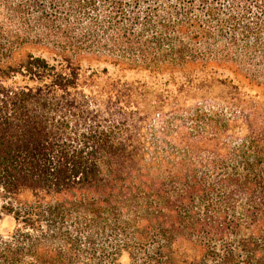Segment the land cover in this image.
<instances>
[{
  "label": "trees",
  "instance_id": "16d2710c",
  "mask_svg": "<svg viewBox=\"0 0 264 264\" xmlns=\"http://www.w3.org/2000/svg\"><path fill=\"white\" fill-rule=\"evenodd\" d=\"M3 215L0 264H264V0H0Z\"/></svg>",
  "mask_w": 264,
  "mask_h": 264
},
{
  "label": "rangeland",
  "instance_id": "374dc122",
  "mask_svg": "<svg viewBox=\"0 0 264 264\" xmlns=\"http://www.w3.org/2000/svg\"><path fill=\"white\" fill-rule=\"evenodd\" d=\"M96 65H99V68L103 66H108L110 69V72L112 73H122L118 68L112 66V65H104V64H98V63H92L93 67H97ZM84 66H88L87 64H84ZM125 74L128 78H139L145 76L143 73L137 72V71H126ZM13 227V223L11 222V219L8 216L3 215V218L0 221V229L1 230H8Z\"/></svg>",
  "mask_w": 264,
  "mask_h": 264
}]
</instances>
